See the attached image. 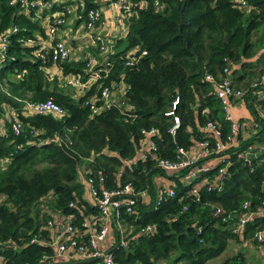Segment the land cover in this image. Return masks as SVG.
Here are the masks:
<instances>
[{
  "label": "trees",
  "instance_id": "1",
  "mask_svg": "<svg viewBox=\"0 0 264 264\" xmlns=\"http://www.w3.org/2000/svg\"><path fill=\"white\" fill-rule=\"evenodd\" d=\"M11 1L0 0V35L16 27L9 32L6 57L0 65V113L6 105L17 108L23 129L14 134L6 121L7 131L0 135V159H4L0 166V264L101 261V257L55 258V248L49 243L48 221L53 214L72 215V222L78 225L84 216L98 213L97 206L82 197L84 183L79 171L94 177L97 186L102 175L107 188L131 182L150 197L157 185L154 176H167L168 185L175 190L174 196H167L157 206L149 197L133 211L122 209L120 220L126 233L139 232L148 223L154 230L136 236L127 247L113 246L116 264H206L223 253L230 239L253 246L263 242L253 234L264 228V216L253 215L239 234L232 225L244 211V201L251 210H258L264 197V161H260L264 157V117L258 116L255 107L264 109V83L263 87L252 85L264 73V0H249L243 8L232 0H131L137 3L138 17L130 19L119 38L111 39L112 50L107 51L106 60H100L111 65L109 72L100 84L96 81L81 91L64 85L57 74L51 77L48 69L79 74L84 80L89 75L86 59L82 56L56 64L43 61L35 52L37 46L23 42L37 34L44 37L47 30L35 9L25 13L19 0ZM100 1L85 0L83 10L98 7ZM59 7L54 4L42 15ZM91 47L90 52L98 54V48ZM133 49L134 61L126 63ZM225 66L233 84L244 90L251 115L261 124L253 135H239V145L225 151L230 174L221 191L208 190L205 184L196 195L190 192L193 182L207 174L217 179L220 174L223 163H219V155L199 159L197 165L207 159L212 164L190 183L173 172H163L154 159L134 158L144 131L151 128L157 130L152 138L159 156L168 159L176 158L179 146L189 148L204 138L201 127L209 120L227 138L230 120L215 94L214 82L205 78L211 73L217 80ZM107 86L112 93L109 104L100 98ZM253 88H261V92L254 94ZM27 95L33 101L53 99L64 112L60 116L24 114L16 97ZM175 98L181 125L172 137L168 132L171 119L165 112ZM94 104L100 107L97 111ZM44 138L48 140L41 142ZM249 143L256 148L248 162L239 153ZM216 207L222 214L215 215ZM253 259L241 250L225 264H263Z\"/></svg>",
  "mask_w": 264,
  "mask_h": 264
},
{
  "label": "built area",
  "instance_id": "2",
  "mask_svg": "<svg viewBox=\"0 0 264 264\" xmlns=\"http://www.w3.org/2000/svg\"><path fill=\"white\" fill-rule=\"evenodd\" d=\"M14 1V0H13ZM11 1L10 3H13ZM105 1V0H104ZM234 4L240 7H246L249 0H232ZM20 6L25 13L33 8L43 27L47 30L46 36L37 34L32 39H27L23 42L26 46H37L35 52L41 57L43 61H52L54 64L61 63L75 58L73 56V48L70 42L64 39L66 34L65 24L70 16H74V20L81 19L80 23H83V29H85V36L89 39L91 46L98 48V54L88 52L83 55L86 59V69L89 75L86 79H82L79 74L64 75L56 67L48 69L49 75L52 77L55 74L52 72H60L59 77L62 83L68 87H73L75 90L81 91L88 88L92 83L99 82L107 75L111 65L103 64L100 60H106V53L110 49L112 50L111 39L105 40V38L94 32V28L97 22L100 21L101 10L98 7L88 8L83 10L85 7V0H19ZM111 5L116 13L113 17L114 22L121 28V34L127 29L128 22L132 17H138V12L135 11L134 7L137 3L131 0H109L107 2ZM54 4H59V9L50 11L48 14H43V10H50ZM141 5V3H140ZM81 8L83 11H78ZM78 24V25H79ZM77 25V26H78ZM16 30L13 27L7 30L6 33L0 35V65L5 60L6 48L8 46V35L9 32ZM111 41V42H110ZM146 51L143 52V54ZM135 50L128 52V60L126 63H132L134 61ZM223 74L216 80L211 73H206L205 78L214 82V90L218 99L221 100V106L224 110V115L230 120V132L226 139H223L221 132L216 123L209 120L206 125L201 127L204 131L205 137L202 138L194 146L186 148L179 146L175 150V159H168L159 156L158 146L156 141L152 138L157 133L155 128L144 131L145 137L140 141V146L137 150L135 160H146V158L154 159L157 162V166L163 172H173L175 175L180 176L183 181L193 182L194 179L199 178L202 172H207L208 167L212 164L210 159L203 161L202 165L196 164L202 157H210L213 154L219 155V163L223 165L219 168V175L217 179H210L208 174L205 175L201 180L193 182L190 192L199 195V190L203 185H207L208 190L215 189L221 191L223 187V181L230 173L227 172L229 161L226 160L227 156L225 151L228 150L232 145H239L241 138L239 135H247L246 127L249 126L253 130V134L260 128L258 124H261V120L251 115L252 120L250 122L240 121L234 116V110L238 108L246 107L247 100L243 97L244 90L233 84L229 76V68L225 66ZM264 73L259 79H255L252 84L253 87H263ZM1 85V83H0ZM1 87H3L1 85ZM6 93L7 90L3 88ZM253 93H260L261 88H256ZM110 88L103 87L101 90L100 98L106 104L111 101ZM16 99L22 102V111L24 114H54L60 116L64 109L53 99L46 100H31L30 96L16 97ZM179 100L174 99L172 106L165 113L170 116L171 125L168 128V132L172 137L176 136L177 131L181 125V121L175 113L176 106ZM93 110L97 111L100 107L95 104L92 105ZM256 110L259 112V117H264V109L260 108V105H255ZM261 110L263 114H261ZM11 124V130L14 134H19L23 129V123L18 115V109L6 105L3 112L0 113V135H4L7 131L5 122ZM35 131V130H34ZM33 131V133H34ZM252 134V135H253ZM56 138V137H55ZM47 138L40 140L41 142L47 141ZM255 144H247L239 153L240 157L249 162L251 154H254ZM256 151V150H255ZM4 159H0V166L4 164ZM264 161V157L260 159ZM132 163V161L130 162ZM127 162V165L130 164ZM211 163V164H210ZM86 173L83 171L78 172V177L81 182L84 183V191L90 197V203L95 204L98 208V213H89L82 218L80 224L72 222V215H58L53 214L52 218L48 221V227L50 229L51 238L49 243L55 248V258H87L93 259V257H101V261L96 264H116L114 259L113 246L127 247L130 240L140 234H148L153 232L154 225L148 223L146 226L141 227L139 232L133 233L130 231L126 233L124 224L120 220L121 211L124 208L125 212L133 211L135 206L142 200L147 201L149 194L147 191H137L131 182L125 183L118 187H105L102 183L104 182V176H99L100 186L95 183L94 177H86ZM161 175L154 176V181L157 184L153 192L152 203L154 206L161 204L166 200L167 196H174L175 190L172 186L168 185V181L165 183L159 179ZM157 180V182H156ZM262 188L264 189V172L262 175ZM140 196V200L137 199ZM75 200L70 202L69 205L73 206ZM186 208V205L183 209ZM242 209L244 211L236 215V222L233 223L232 229L236 234L241 232L245 222L250 219L253 215L264 216V197L261 200V204L258 210H251L249 208V202L244 201L242 203ZM223 210L220 207H216L215 215L222 214ZM231 213L226 217H230ZM112 228L115 232L118 231L119 236L117 240L113 242L109 249L103 251L100 248V243L105 239L107 231ZM258 242L264 241V228H259L253 234ZM63 261H56V264H61Z\"/></svg>",
  "mask_w": 264,
  "mask_h": 264
},
{
  "label": "crops",
  "instance_id": "3",
  "mask_svg": "<svg viewBox=\"0 0 264 264\" xmlns=\"http://www.w3.org/2000/svg\"><path fill=\"white\" fill-rule=\"evenodd\" d=\"M98 8L101 10V16H100V21L97 22L95 25L94 32L102 35L105 38V40L112 39L113 37H115L117 35H121L120 34L121 28L113 20V17L116 13V10L111 5H109L107 3V1H104V0L100 1ZM74 23H75V20H74ZM74 23L72 24V26L70 24H68L67 22L65 24L66 25L65 26L66 34L64 36V39H66L67 42L70 38L74 39L75 37H79V32H77V30H78L77 25L78 24L75 25ZM81 35H82V37L83 36L86 37L84 33ZM86 39H88V38L86 37ZM88 46L90 47V51H92L91 45H88ZM112 46H113V44H112ZM52 74H57L58 77H62V78L64 76V75L61 76L60 72H57V71L52 72ZM233 112H234V116L237 119H239L240 121L250 122V120H252L250 110L248 109L247 106L243 107V108H238V109L234 110ZM260 113L263 114V111L261 110ZM246 131H247V135L253 134V130L249 126L246 127ZM159 179L165 183V181H167V176H161V178L159 177ZM156 182H157V180H156ZM82 197L86 201H88L89 203L91 202L89 195H87L85 191L82 193ZM90 205H91V203H90ZM107 232L108 233H107L105 239L100 243V248L103 251H105L106 249H109L111 247L113 242L115 240H117V237L119 236V233H120L118 231L115 232L112 228H110V226H109V229ZM242 245L244 248H246V247L249 248L248 253L254 258L253 261H255L256 263H263L264 264V241L262 243H260V245H258V246H253V245L247 244L246 242L242 243ZM75 261H70V262L74 263ZM207 261H206V263H207ZM61 264H66V262L63 261V263H61Z\"/></svg>",
  "mask_w": 264,
  "mask_h": 264
},
{
  "label": "rangeland",
  "instance_id": "4",
  "mask_svg": "<svg viewBox=\"0 0 264 264\" xmlns=\"http://www.w3.org/2000/svg\"><path fill=\"white\" fill-rule=\"evenodd\" d=\"M67 23L72 26V24L74 23V16H70L67 19ZM74 24L77 25L79 23H77V24L74 23ZM77 29H78L77 32H79V37H75L74 39L70 38L68 40V42H70V45L73 48V56L72 57L80 58L84 54H86L90 51V47L88 45H91V43H90L89 39H86V37H84V36L82 37V35H81L85 32V29H83V23H80L77 26ZM258 34L253 37V40H254V38H256L258 36ZM119 36L120 35H117L114 38H119ZM91 50L93 51L92 48H91ZM248 249H249L248 247H246V248L243 247L242 242L240 243L234 239H230L229 243L227 245V248L223 251V253L219 256L208 259L206 264H225L226 259H229L230 257H232L234 254L238 253V251H241V250L244 251V253L246 254V256L248 258L252 257L248 253L249 252ZM177 264H183V262L179 261V262H177Z\"/></svg>",
  "mask_w": 264,
  "mask_h": 264
},
{
  "label": "water",
  "instance_id": "5",
  "mask_svg": "<svg viewBox=\"0 0 264 264\" xmlns=\"http://www.w3.org/2000/svg\"><path fill=\"white\" fill-rule=\"evenodd\" d=\"M140 198H141L140 196H137V199H138V200H140ZM60 263H63V262H60Z\"/></svg>",
  "mask_w": 264,
  "mask_h": 264
}]
</instances>
